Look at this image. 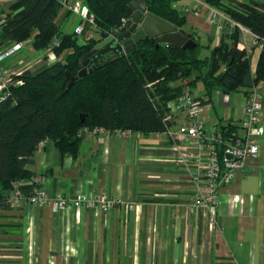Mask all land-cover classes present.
<instances>
[{"label": "crops", "instance_id": "obj_1", "mask_svg": "<svg viewBox=\"0 0 264 264\" xmlns=\"http://www.w3.org/2000/svg\"><path fill=\"white\" fill-rule=\"evenodd\" d=\"M191 2L194 8L201 1ZM13 3L0 0V18ZM68 11L63 8L61 24L69 18ZM187 13L184 29L188 27L200 39L208 38L207 45L217 46L221 36L232 31L226 27L222 32L211 25L205 7ZM240 43L244 44L242 36ZM246 45L255 68L261 51ZM9 48L0 44V53ZM24 49L36 53L28 42L12 56ZM43 54L22 71L15 72L5 62L2 67L14 74L36 71L47 63L40 59L49 54ZM257 89L264 121V82ZM239 92L217 90L212 101L202 105L207 129L231 124L234 134H243L249 96ZM197 99L206 101L203 88ZM175 120L182 123L184 116L176 115ZM259 146V155L248 158L232 182L220 188L214 207L220 230L211 232V210L190 209L195 186L176 162L165 133L94 135L87 131L76 158L61 156L54 143L45 140L29 166L36 174L37 187L51 197L101 194L133 208L122 204L102 214L74 207L53 212L49 207L26 204L0 208V264H264V135Z\"/></svg>", "mask_w": 264, "mask_h": 264}, {"label": "trees", "instance_id": "obj_2", "mask_svg": "<svg viewBox=\"0 0 264 264\" xmlns=\"http://www.w3.org/2000/svg\"><path fill=\"white\" fill-rule=\"evenodd\" d=\"M134 0H83L94 17L88 24L93 37L79 41V36L64 33L59 16L60 0H15L0 18V44L31 42L36 52L62 57L50 66L11 76L8 95L0 94V208L10 207L8 198L14 185L33 180L36 174L29 166L35 163L40 144L50 140L61 156L76 158L87 131L104 128L110 132L129 131L143 135L164 133L174 125L169 120V103L185 88L191 92L201 82L202 105L212 101L213 93L231 94L253 88L264 82V0H204L234 22L248 28L262 49L253 68V56L240 46L238 28L223 34L217 46L197 43L193 49L182 50L172 45H159L145 39L123 58L102 65L78 78L68 90L71 77L81 71V59L99 42L104 32L123 28L131 16ZM181 0H146L148 12L176 25L187 24L186 14L177 4ZM68 15L72 14L68 11ZM59 43L49 52L53 42ZM206 49L207 54L202 56ZM187 80V84L184 81ZM225 140L234 135L232 125L219 128ZM25 194L33 185H22Z\"/></svg>", "mask_w": 264, "mask_h": 264}, {"label": "built area", "instance_id": "obj_3", "mask_svg": "<svg viewBox=\"0 0 264 264\" xmlns=\"http://www.w3.org/2000/svg\"><path fill=\"white\" fill-rule=\"evenodd\" d=\"M15 1V0H11ZM63 7L80 18V23L75 28L74 33L82 36L85 40L93 37L91 30L86 31L88 24L95 25L94 17L89 9L81 2L68 3L62 1ZM205 7L208 13V22L215 25L220 31L229 25L230 29L238 28L243 37L242 48H247L246 40L249 44L256 45L260 51L262 46L258 38L243 25L234 22L227 14L198 2L193 8L199 10ZM189 8L185 12H189ZM128 19H125V22ZM241 42V41H240ZM57 41L49 48V52L58 47ZM22 48V44H14L9 49L0 53V94L3 97L8 95V87L12 84L10 73L2 67V64L15 52ZM249 51V50H248ZM49 56H53L50 54ZM187 80L184 84H187ZM249 101L245 109V118L242 122V135L234 134L229 140H225L224 134L218 128H206V124L201 117L202 103L197 99L189 88H185L182 94L169 103L170 117L174 118V125L167 127L164 132L172 143L173 151L176 153L175 160L182 165L188 173L190 181L195 186V196L190 209L211 210L209 230L219 231V224L214 213V207L219 202V192L222 186L229 185L238 169H240L248 158L257 157L260 152L259 138L264 135V121L262 119V95L257 87L250 92ZM183 115L184 121L177 124L176 115ZM110 131L104 128H95L92 133L108 134ZM129 132V131H128ZM230 156V157H229ZM22 185H33L34 190L30 194H25L20 189ZM8 203L10 207H18L21 204L36 206L39 208L49 207L53 212L65 210L70 207L77 209H94L100 214L108 213L118 205L126 204L119 198H108L105 195L79 196L67 198L64 196L51 197L43 187H37L36 181L30 180L14 185L9 194Z\"/></svg>", "mask_w": 264, "mask_h": 264}, {"label": "water", "instance_id": "obj_4", "mask_svg": "<svg viewBox=\"0 0 264 264\" xmlns=\"http://www.w3.org/2000/svg\"><path fill=\"white\" fill-rule=\"evenodd\" d=\"M145 1L134 0L130 4L132 14L123 28L115 27L101 34L99 42L81 59L82 69L78 76L67 74L71 78L68 90L78 78L123 58L145 39H153L157 46L172 45L182 50L197 47L190 33L148 12Z\"/></svg>", "mask_w": 264, "mask_h": 264}, {"label": "rangeland", "instance_id": "obj_5", "mask_svg": "<svg viewBox=\"0 0 264 264\" xmlns=\"http://www.w3.org/2000/svg\"><path fill=\"white\" fill-rule=\"evenodd\" d=\"M83 3V0H80ZM201 3H203L204 5H207L204 0H200ZM191 0H181L178 4L177 7L183 11L185 14H188L187 12H185V9L188 7L189 8V13L191 12H197V10H194L193 8H191ZM80 23V18H78V16L76 14H70L69 18L65 21L64 24H61V28L62 31L64 33H68L71 32L73 30H75V28L77 27V25ZM226 27H229V25H226ZM184 29V28H181ZM189 28L186 27L184 30L187 31ZM225 31V30H224ZM188 32V31H187ZM223 32V31H222ZM189 33V32H188ZM79 41L82 42L83 39L81 36H79ZM247 43H249V40H246ZM28 43V42H27ZM200 43H202L203 46H206L209 41L208 38H202L200 39ZM30 45L26 46L27 47ZM248 46H251L250 44ZM256 45H253V47H255ZM257 48V47H255ZM206 49H204L202 51V56H204L205 54H207ZM48 54V53H47ZM44 55L42 52H29L28 50L26 51L25 49L22 50L21 52L15 54L14 56H12L11 58H8L5 61V65L6 66H10V68H12L13 70L16 71H22L25 67H28L30 65H32L40 56ZM50 55V54H49ZM57 56L53 55V57L51 56H47V57H43L41 58V62L46 60V65L50 66L52 64H54L57 60ZM203 85L201 82H198L196 86L192 87L193 95L197 98L200 97V92L202 91ZM235 93H241V92H235ZM206 115H209V112L206 111Z\"/></svg>", "mask_w": 264, "mask_h": 264}]
</instances>
